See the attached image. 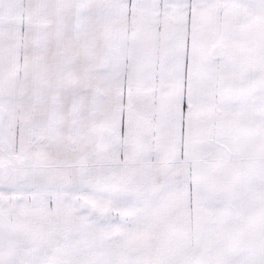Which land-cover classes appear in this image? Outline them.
I'll use <instances>...</instances> for the list:
<instances>
[{
	"label": "snow or ice",
	"instance_id": "6c2138e0",
	"mask_svg": "<svg viewBox=\"0 0 264 264\" xmlns=\"http://www.w3.org/2000/svg\"><path fill=\"white\" fill-rule=\"evenodd\" d=\"M0 264H264V0H0Z\"/></svg>",
	"mask_w": 264,
	"mask_h": 264
}]
</instances>
